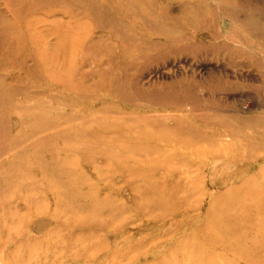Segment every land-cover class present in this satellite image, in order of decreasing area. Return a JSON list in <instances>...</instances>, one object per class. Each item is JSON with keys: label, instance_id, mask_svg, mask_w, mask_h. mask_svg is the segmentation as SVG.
<instances>
[{"label": "rangeland", "instance_id": "obj_1", "mask_svg": "<svg viewBox=\"0 0 264 264\" xmlns=\"http://www.w3.org/2000/svg\"><path fill=\"white\" fill-rule=\"evenodd\" d=\"M0 264H264V0H0Z\"/></svg>", "mask_w": 264, "mask_h": 264}, {"label": "bare ground", "instance_id": "obj_2", "mask_svg": "<svg viewBox=\"0 0 264 264\" xmlns=\"http://www.w3.org/2000/svg\"><path fill=\"white\" fill-rule=\"evenodd\" d=\"M9 163H11V159H9V161H8ZM12 164V163H11Z\"/></svg>", "mask_w": 264, "mask_h": 264}]
</instances>
